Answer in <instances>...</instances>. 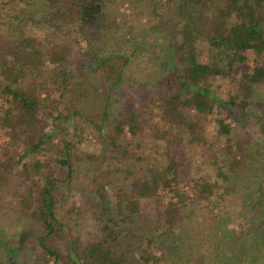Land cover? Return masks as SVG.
Returning a JSON list of instances; mask_svg holds the SVG:
<instances>
[{
	"label": "trees",
	"instance_id": "16d2710c",
	"mask_svg": "<svg viewBox=\"0 0 264 264\" xmlns=\"http://www.w3.org/2000/svg\"><path fill=\"white\" fill-rule=\"evenodd\" d=\"M0 264H264V0H0Z\"/></svg>",
	"mask_w": 264,
	"mask_h": 264
},
{
	"label": "rangeland",
	"instance_id": "374dc122",
	"mask_svg": "<svg viewBox=\"0 0 264 264\" xmlns=\"http://www.w3.org/2000/svg\"><path fill=\"white\" fill-rule=\"evenodd\" d=\"M251 66H252V64L250 65V67H251ZM250 67H248L247 70L250 69ZM219 89H220V91L222 90L223 93L226 92L225 89H223V88H219ZM228 91H233V90H231V89H227V92H228ZM212 124H213V122H212ZM209 125H210V124H209ZM93 150L95 151L96 149L93 148Z\"/></svg>",
	"mask_w": 264,
	"mask_h": 264
}]
</instances>
